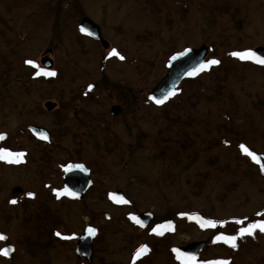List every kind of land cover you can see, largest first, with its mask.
<instances>
[{
    "label": "rangeland",
    "instance_id": "rangeland-1",
    "mask_svg": "<svg viewBox=\"0 0 264 264\" xmlns=\"http://www.w3.org/2000/svg\"><path fill=\"white\" fill-rule=\"evenodd\" d=\"M84 17L106 49L78 34ZM204 46L206 59L229 62V79L183 81L179 98L153 106L146 94L169 55ZM257 48L264 0H0V150L20 153L29 141L27 162L0 160V234L14 247L0 264H132L142 246L148 256L136 264H185L173 249L203 241L195 264H264V232L239 237L236 248L214 242L264 220V175L241 150L264 155V66L231 55ZM113 49L125 59L110 57ZM43 57L56 80L31 78L38 69L25 61L44 69ZM29 125L50 142L29 136ZM49 147L57 153L48 157ZM65 161L90 167L81 200L56 194ZM115 191L127 203L116 204ZM142 213L153 215L145 228L130 218ZM164 222L169 229L154 233ZM86 225L97 229L91 263L74 256Z\"/></svg>",
    "mask_w": 264,
    "mask_h": 264
},
{
    "label": "water",
    "instance_id": "water-1",
    "mask_svg": "<svg viewBox=\"0 0 264 264\" xmlns=\"http://www.w3.org/2000/svg\"><path fill=\"white\" fill-rule=\"evenodd\" d=\"M81 29H83L84 31H81ZM78 30L81 34L87 35L93 40L99 42L103 48L107 47L108 43L101 37L99 27L95 25L90 19L83 18L78 26ZM253 51H255L257 55L264 57V48H257ZM208 52L209 48L204 46L200 48L185 49L171 56L166 65V74L150 90V92L147 93V99L154 105L160 106L161 104L158 105L155 103V99H161L165 102V97H172L169 96L170 92H175V90L180 86L183 81L191 79L197 75L199 66L201 64H204ZM41 64L47 69L52 68V61L48 58H43L41 60ZM193 72H196V74L189 75V73ZM44 107L46 108V110L51 111L54 108V104L47 102ZM119 112L120 108L118 106H113L110 110V114L113 116H117ZM28 128L30 131H33L34 133L39 135L40 139H42V136H47V139L42 140H48L50 138V134L48 133V131L43 128L31 125ZM2 137L3 138L0 139H4L5 136ZM257 156L259 157V162L256 163L258 164L261 170L262 167H264V155L259 154ZM69 165L72 166V169L70 171H63V188H68L70 191L77 194L76 196L72 197L82 198L90 186L89 172L85 169L84 166V170H81L80 168L76 167V165L81 164H68L66 167H68ZM262 173L264 174V171H262ZM19 190V188H14L12 192H19ZM113 196L124 198V195L120 191L115 192ZM138 219L142 221L143 225L146 227L149 222L153 219V215L151 213H143L138 216ZM89 228L93 227L87 226L84 229L83 233L78 238V242L75 249L76 257L79 260H85L87 262H90L92 260V241L95 236V234H89ZM1 240L4 242L7 241V239ZM204 245L205 242L188 244L186 246L178 248V252L183 253L187 256H193L195 257V259H197ZM5 248L14 249L12 246H6ZM12 253L13 251H10L7 258L11 257Z\"/></svg>",
    "mask_w": 264,
    "mask_h": 264
},
{
    "label": "snow or ice",
    "instance_id": "snow-or-ice-1",
    "mask_svg": "<svg viewBox=\"0 0 264 264\" xmlns=\"http://www.w3.org/2000/svg\"><path fill=\"white\" fill-rule=\"evenodd\" d=\"M81 31H84L83 29H81ZM231 55L233 57H236L238 58L239 60L241 61H253L255 62L256 64L258 65H262L264 66V57H261L259 55L256 54L255 51L253 50H245V51H238V52H232ZM109 56H116L118 57L120 60H123L125 59V57L123 55H120L119 52L116 50V49H113L110 53H109ZM25 63H27L28 65L32 66L33 68H36L38 69L35 73V75L37 77L39 76H49V77H53L56 75V72L54 71H46L44 69H41L39 68V65H37L34 61L32 60H27L25 61ZM220 63L219 60H216V59H212V60H209L207 61L206 63L204 64H201L199 66V69L198 71H204L206 70L207 68H209L210 66L212 65H218ZM196 72H193V73H189V75H195ZM91 88L92 86L90 85L89 86V91H91ZM176 93L173 91V92H170L169 93V96H174ZM168 97H165V100L167 99ZM155 103L160 105V104H163L164 103V100H161V99H155ZM0 138H3L2 136H0ZM42 139H47V136H42L41 137ZM241 150L248 156H250L254 161L256 162H259V157L251 152L247 147H245L244 145H241ZM24 154L23 153H11V152H8L6 150H0V160H5V161H8V162H12V163H19L22 156ZM77 168H80L81 170H84L83 168V165H76ZM72 169V166L69 165L68 167H66L64 170L65 171H70ZM261 171H264V167H262ZM57 196H61V195H69V196H76L77 194L70 191L68 188H65L62 192L60 191H57ZM30 197L33 195L32 193H29L28 194ZM111 199L113 200H116L117 203H127V201L124 200L123 197H116V196H112ZM11 203L15 204L17 201L13 200V201H10ZM183 215V214H182ZM258 215H264V213H258ZM132 220H134L136 223L140 224L141 227H143V222L140 221L137 217L135 216H132L130 217ZM197 219L199 220V218L197 217ZM238 223H242V221H239ZM200 226L201 227H215V222L213 221H204V220H201L200 221ZM165 227H169V225H160L158 226V228H154L153 229V232L156 233V234H163L161 231H159L160 228H165ZM260 231V232H264V220H261L260 222L258 223H252L251 225H249L248 227L246 228H241L239 230V236H217L215 238V241H223L224 243L226 244H229L232 248H236L237 247V244H236V241L239 237H243L245 235H248V236H254L256 231ZM88 232L90 235H94L95 234V229L93 228H89L88 229ZM57 236H60L61 234L60 233H56ZM65 239H68L69 237H63ZM0 239H7V237L3 236L2 234H0ZM10 251H14V249H9V248H5V249H0V255H3L5 257H7L10 253ZM148 249L146 246H142L136 253L135 258H139L143 253L147 252ZM173 251H177L176 249H173ZM177 258L178 259H183L185 261V264H195V257L193 256H187L183 253H177ZM215 264H227V262L225 261H217L215 262Z\"/></svg>",
    "mask_w": 264,
    "mask_h": 264
},
{
    "label": "trees",
    "instance_id": "trees-1",
    "mask_svg": "<svg viewBox=\"0 0 264 264\" xmlns=\"http://www.w3.org/2000/svg\"><path fill=\"white\" fill-rule=\"evenodd\" d=\"M175 53V52H174ZM174 53H171L170 55H169V57L171 56V55H173ZM212 57H213V55L209 58V59H207V61H209V60H211L212 59ZM225 57V56H224ZM229 58H231V57H229ZM232 59V58H231ZM234 60V62H237L235 59H233ZM206 61V62H207ZM219 61H220V63L218 64V65H212V66H210L209 68H207L206 70H204V71H201L194 79H191V80H187V82H190V83H192V82H196V81H199L200 79H201V77L203 76V75H206V74H208V73H211V74H214V75H216L218 78H219V81L220 80H222V79H229V77H230V75H229V73H228V71L226 70V67H230V64H229V62L227 63V64H225V60H224V58H219ZM237 63H239V62H237ZM225 64V65H224ZM224 65V66H223ZM57 79V77H49V78H45V77H41V78H39V81H41V82H51V81H54V80H56ZM180 95H181V93L180 92H178L172 99H170V100H168V102L164 105V106H166L167 104H169L170 102H173L175 99H177V98H179L180 97ZM163 106V107H164ZM29 136H31L29 133H27ZM23 135H25L24 133L22 134V136ZM23 138V137H22ZM28 140H24L22 143H20V146H21V148L22 149H17L18 151H24L25 153H26V156L28 157V147H29V144H28ZM38 143L39 144H42L43 146H45L46 144H48V143H46V144H44V143H42V142H40V141H38ZM49 149V151L47 150V152H46V155L49 157V156H51V155H53V154H56L57 152H55V149L53 148L52 149V147H49L48 148ZM58 155V154H57ZM65 156H67V155H65ZM69 157V156H68ZM51 160H53V161H56L57 162V164H58V162L59 161H57V159H56V155H54V157H52V158H50ZM49 159V160H50ZM62 159H64V158H61L60 157V160H62ZM67 162H69V161H65L63 164H66ZM57 168H59L58 167V165H57ZM56 167L54 168V169H57ZM29 218H30V214H29V216H28ZM240 226H242V225H240ZM230 248V247H229Z\"/></svg>",
    "mask_w": 264,
    "mask_h": 264
},
{
    "label": "flooded vegetation",
    "instance_id": "flooded-vegetation-1",
    "mask_svg": "<svg viewBox=\"0 0 264 264\" xmlns=\"http://www.w3.org/2000/svg\"><path fill=\"white\" fill-rule=\"evenodd\" d=\"M56 178V177H55ZM48 182V181H47ZM44 184H46V182L44 183ZM61 184L63 185V179H62V176H61ZM62 187V186H61ZM21 191H19V193H20ZM49 194L51 195V191H49ZM67 198H69V199H71L69 196H67V195H65ZM72 200V199H71ZM75 256V255H74ZM81 262H83V261H81Z\"/></svg>",
    "mask_w": 264,
    "mask_h": 264
}]
</instances>
